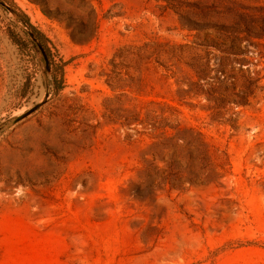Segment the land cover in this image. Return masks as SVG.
I'll use <instances>...</instances> for the list:
<instances>
[{
	"label": "rangeland",
	"instance_id": "1",
	"mask_svg": "<svg viewBox=\"0 0 264 264\" xmlns=\"http://www.w3.org/2000/svg\"><path fill=\"white\" fill-rule=\"evenodd\" d=\"M0 1V264H264V0Z\"/></svg>",
	"mask_w": 264,
	"mask_h": 264
},
{
	"label": "trees",
	"instance_id": "2",
	"mask_svg": "<svg viewBox=\"0 0 264 264\" xmlns=\"http://www.w3.org/2000/svg\"><path fill=\"white\" fill-rule=\"evenodd\" d=\"M0 5L4 7L3 2L0 1ZM11 11V13L16 17L18 22L27 29V36L29 38L30 45L33 50L39 54L43 60L44 65V76L47 87H49V91L53 92L55 95H58L61 92L63 87V76H64V67L65 63L59 58L56 50L51 46L50 42L45 38V36L40 33L36 28H34L30 23L28 18L22 14L17 12L13 8H7ZM133 123L146 124L150 126L154 131L163 130V126L157 124V122H150L148 118L145 120L140 119L138 113L133 115L131 120ZM130 125V124H129ZM180 129L178 128L177 131ZM190 142H186L189 145ZM167 170L171 172L170 163L165 162ZM175 164L180 168V163L176 160ZM154 169V168H153ZM179 172V171H178ZM178 172L168 173L166 176H161L157 179H153L151 185L153 187L156 186H169L171 189H175L179 187L181 184V178L178 175ZM189 184H194L193 177L188 178Z\"/></svg>",
	"mask_w": 264,
	"mask_h": 264
},
{
	"label": "water",
	"instance_id": "3",
	"mask_svg": "<svg viewBox=\"0 0 264 264\" xmlns=\"http://www.w3.org/2000/svg\"><path fill=\"white\" fill-rule=\"evenodd\" d=\"M36 108H37V107H35L34 109H32L30 112H33ZM30 112H29V113H30Z\"/></svg>",
	"mask_w": 264,
	"mask_h": 264
}]
</instances>
